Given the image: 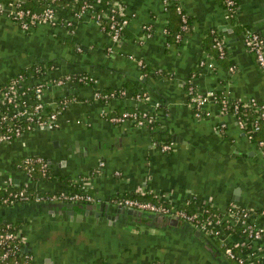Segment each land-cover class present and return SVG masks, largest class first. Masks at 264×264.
Masks as SVG:
<instances>
[{"label":"crops","instance_id":"0c3cea01","mask_svg":"<svg viewBox=\"0 0 264 264\" xmlns=\"http://www.w3.org/2000/svg\"><path fill=\"white\" fill-rule=\"evenodd\" d=\"M23 1L37 11L50 0ZM113 1L87 0L92 13L80 17L75 15L80 2L57 1L60 22L27 32L0 14V89L17 73L32 75L36 66L47 67L46 78L82 74L96 81L45 87L39 100L48 108L64 97L74 101L60 111L56 127H37L0 144V191L54 194L73 190L86 178L97 203L132 195L150 199L157 192L169 193L177 205L189 203L188 210L204 205L223 214L234 203L255 211L253 219L264 229V162L256 143L247 139L234 115L221 113L211 100L202 107L208 116H195L188 90L191 80L198 95L214 92L264 105V71L243 42L245 29L264 38V0H236L230 22L220 0H179L189 28L178 41L169 32L173 16L162 0H122L129 21L109 51L108 22L97 21L94 12L105 13ZM212 33L225 44L223 59L212 48ZM121 89L125 95L108 101L94 96L96 90ZM125 110L153 114L155 126L110 120ZM164 142L174 143L170 151L156 146ZM27 157H41L47 176L30 178L22 166ZM51 203L0 206V224L20 228L32 264H237L221 241L190 223L193 228H173L169 217L158 224L151 213L133 217L108 203L101 220L77 205L71 219ZM241 240L237 232L227 239L232 244ZM245 246L255 264H264V235Z\"/></svg>","mask_w":264,"mask_h":264},{"label":"built area","instance_id":"2783aa9c","mask_svg":"<svg viewBox=\"0 0 264 264\" xmlns=\"http://www.w3.org/2000/svg\"><path fill=\"white\" fill-rule=\"evenodd\" d=\"M55 1L50 0L41 11L37 12L23 7L21 0H0V14H6L21 30L27 32L40 24L48 23L50 25H56L60 22ZM73 1L74 4L80 2V0ZM220 2L224 10V18L230 22L236 15L237 1L220 0ZM162 3L165 10L173 6L176 14L179 16L180 29L175 34V39L178 41L189 28L188 16L179 0H162ZM75 6H78L75 14L78 17L84 12L91 11L92 13V9L87 0H82ZM104 12L101 14L94 12V17L97 21L102 18L108 20V31L112 44L108 50L113 51V46L121 41L129 19L125 17L124 4L120 0H115L107 4ZM67 24L70 25L69 23ZM165 32H168V30L165 29ZM243 42L247 49L255 56L259 68L264 71L263 36L252 29H245L243 32ZM213 46L217 49L218 56L221 59L224 58L226 55L225 44L219 36L214 38ZM139 64L143 66L142 61ZM47 70V67L36 66L32 74L33 76L22 72L17 73L0 89V144L17 139L23 133L37 127L57 126L60 111L65 109L74 99L64 97L52 108H48L39 100L45 87L51 85L63 86L73 82L84 85L95 84L96 82L92 77L82 74H67L58 78H46L48 74ZM32 79H35L36 83L31 86L29 85V81ZM188 90L190 95L189 105L195 109V116H208L209 113L203 112L202 107L207 101L211 100L217 104L221 113H230L237 118L239 127L249 141H251L253 134L259 128L264 130V105L259 104L254 99L248 101L230 99L226 96L219 97L214 92L201 96L196 93V89L191 80H189ZM125 93V89L110 92L96 90L94 96L97 99L108 101L117 96L125 95ZM135 98L141 99V96L137 94ZM110 120L115 123L131 122L138 128H153L155 126L154 115L142 110H125L119 115L111 117ZM255 143L261 159L264 162V139H258ZM173 145V142H164L156 146L162 152H168L172 149ZM22 164L30 178H32L31 176L36 169H38L37 172L42 177H46L48 174L46 163L41 157H27ZM102 165L103 163L100 162L99 168ZM98 172L99 169H96L92 173ZM76 188V191L65 188L54 194L27 192L25 189L8 191L6 195L0 197V206L48 201L93 203L100 200L89 193V184L86 178ZM106 203L115 204L125 209L141 210L144 213L176 217L179 220L188 222L200 229L206 236L221 241L226 256L236 261L237 264H255V258L250 253H244L243 249L246 247L245 245L261 239L264 235V229L253 219L255 211H249L234 203H230L223 214L214 213L204 205L194 207L193 210H188L186 205L189 203H184V205L182 204L183 206L177 205L170 199L169 193L165 195L163 192L152 194V198L150 199H143L133 195L119 196L106 201ZM261 213L264 214L263 209ZM236 232L242 235L240 244L229 243L227 239ZM241 244L243 246H240ZM23 247L24 238L22 237L20 228L11 222L1 224L0 264H32V255L25 253ZM151 264L162 263L156 260Z\"/></svg>","mask_w":264,"mask_h":264},{"label":"water","instance_id":"95a60500","mask_svg":"<svg viewBox=\"0 0 264 264\" xmlns=\"http://www.w3.org/2000/svg\"><path fill=\"white\" fill-rule=\"evenodd\" d=\"M36 204L39 205L40 203L37 202ZM74 205H77L80 208H82L84 210L85 215L92 214L95 217H99L100 220L103 218V214L108 211V204L106 202H100V203L93 202V203L82 204V203H78V202L72 203V202L58 201L55 203H51L50 207L59 208L60 211H63L65 214L69 215L70 218L72 219L73 214H74V210H73ZM116 212L117 213L121 212V214L125 213L126 215H130V216L138 217V218H142L145 214L141 210L125 209L122 207L117 208ZM149 216L154 223H158V224H160L164 220H166L165 219L166 216H164V215L150 214ZM167 221H168L167 222L168 226L173 227V228H177V227H179L181 229H186V228H190V227L193 228V226L190 225L188 222H184V221L182 222L176 217H169V219ZM4 223H5V221L2 224H4ZM194 233L197 235L198 234L200 235V232L195 231ZM27 246L28 245L25 244V246L23 247L24 252L28 250Z\"/></svg>","mask_w":264,"mask_h":264},{"label":"trees","instance_id":"16d2710c","mask_svg":"<svg viewBox=\"0 0 264 264\" xmlns=\"http://www.w3.org/2000/svg\"><path fill=\"white\" fill-rule=\"evenodd\" d=\"M4 1H11V0H4ZM13 1V0H12ZM63 2V1H65V2H67V0H56L55 1V3L56 2ZM120 1H122V0H120ZM21 5L23 6V7H25V8H28V9H30L31 11H35V10H33L32 8V6L30 5V2H25V1H23V0H21ZM43 8H39V9H37V12H39V11H41ZM168 11H170L171 12V14H172V16H173V19H172V21H171V24L168 26V29H169V32H170V34H171V36H175V34L179 31V29H180V19H179V16L176 14V12H175V9H174V7L173 6H170L168 9H167ZM106 22H108V20H106ZM107 28H108V23H107ZM212 36H213V40H214V38L216 37V36H218L217 34H215V33H212ZM213 44H214V41H213V43H212V48L215 50V52H216V57L218 58V59H221L219 56H218V51H217V49L213 46ZM225 58V57H224ZM223 59V58H222ZM219 97H221V96H219ZM250 116H251V114H249ZM264 139V130L262 129V128H259L254 134H253V138L251 139V141L252 142H255V141H257L258 139ZM37 170L38 169H36L34 172H33V174H32V176L33 175H38V173L39 172H37ZM40 174V173H39ZM31 176V177H32ZM40 177H41V174H40ZM15 190H17V189H11V190H5V191H3V190H1L0 191V197H2V196H4V195H6V193L8 192V191H15ZM77 190V188L75 187V188H73V191H76ZM27 192H30V191H27ZM140 198H142V197H140ZM143 198H145V199H148L149 197H143ZM158 261V260H157Z\"/></svg>","mask_w":264,"mask_h":264}]
</instances>
